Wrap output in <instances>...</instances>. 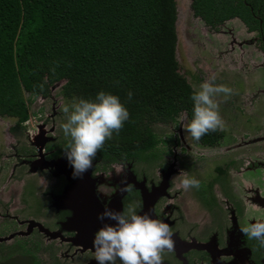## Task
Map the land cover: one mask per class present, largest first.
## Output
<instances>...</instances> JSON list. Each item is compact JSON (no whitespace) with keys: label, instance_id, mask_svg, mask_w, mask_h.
<instances>
[{"label":"trees","instance_id":"trees-1","mask_svg":"<svg viewBox=\"0 0 264 264\" xmlns=\"http://www.w3.org/2000/svg\"><path fill=\"white\" fill-rule=\"evenodd\" d=\"M189 9L210 30L236 19L264 42V0H189ZM175 18V0H0V117L14 120L9 132H24V94L46 98L61 82L64 104L104 91L129 112L95 159L110 164L149 154L158 143L153 125L193 115L196 90L178 73ZM219 137L217 130L196 142ZM69 140L49 148L59 154Z\"/></svg>","mask_w":264,"mask_h":264},{"label":"flooded vegetation","instance_id":"flooded-vegetation-1","mask_svg":"<svg viewBox=\"0 0 264 264\" xmlns=\"http://www.w3.org/2000/svg\"><path fill=\"white\" fill-rule=\"evenodd\" d=\"M247 32L254 34L253 41L264 56L263 39L254 31ZM257 107L256 102L251 114L261 115L262 109ZM256 117L253 119L260 118ZM226 119L225 129L218 130L220 137L210 145L196 142L190 133L183 132L176 117L163 125L168 130L160 135L149 154L110 164L94 159L92 168L77 177L73 186L75 195L67 196L61 207L53 206V199L64 192L70 180L51 166L35 167L38 172L46 171L52 181L37 198L38 212L31 215L38 218L18 221L14 218L19 226L24 225V230L17 229L11 234L22 233L13 238L24 239L0 248V264H13L15 250L27 259L24 264L34 261L43 264L37 260L39 254L48 256L49 264H97L92 248L94 234L104 224L116 223L101 221L98 216L105 207L121 212L130 206L139 214L149 213L171 227L175 249L163 254V264H264V248L241 231L250 223L264 221V130L259 127L256 134L252 132L258 127L252 116L245 118L242 127L239 125L242 122L234 121L235 116ZM231 122L237 124L231 126ZM189 123L186 118V124ZM17 137L14 139L18 140ZM46 137L50 140L42 146L43 160L65 157V151L56 154L57 148H49L56 145V137ZM19 151L26 155L18 156L17 164L27 166L29 172L31 162L38 159L37 150L29 143ZM181 170L201 182L199 190L178 188L176 176ZM128 184L133 189L122 191ZM41 199H46L45 203ZM27 221L39 224L56 237L44 235L37 227L28 230ZM32 232L45 237L48 243L44 245L40 238L30 242L28 236Z\"/></svg>","mask_w":264,"mask_h":264},{"label":"rangeland","instance_id":"rangeland-1","mask_svg":"<svg viewBox=\"0 0 264 264\" xmlns=\"http://www.w3.org/2000/svg\"><path fill=\"white\" fill-rule=\"evenodd\" d=\"M175 8L174 53L178 73L196 91L199 85L212 75H215L217 85L223 84L233 90L232 95L226 101L223 94L216 97L225 125H227L226 116H235L234 121L242 122L239 124L241 127L246 117L252 116V119L256 117L257 114L251 113L257 102V108L262 109V112L256 117L260 116L259 119H253L254 122H258L256 125L258 127L252 132L256 134L259 127L263 131L264 56L258 49V43L253 41L254 34L245 31L243 25L236 19L224 22L216 32L209 31L197 18L192 16L189 0H175ZM59 85L60 82L53 85L46 98H32L24 94L30 115L24 123L25 129L22 136L17 137L18 140H15L8 130L14 120L0 117V237H6L17 229L24 230V225L19 226L14 218L17 221L34 218L35 216L31 214L38 212L37 198H40L44 190L41 178L48 185L52 181L46 171L30 170L28 172L27 166H18L17 163L18 156L26 155L19 149H24L29 146V143L31 144V139L36 135L38 126L45 130L52 129L45 136L56 137L55 143L64 138L61 125L66 122L67 114L62 111L65 104L58 94ZM179 121L183 128L181 130L186 132L187 124L184 113L177 117L178 124ZM234 124L230 123L231 126ZM166 127V125L156 124L152 126V130L159 138L163 132H167L168 127ZM41 200L46 201V199ZM36 218L38 217L34 219ZM44 238L34 232L28 236L30 242L39 239L45 245L48 240ZM18 239L24 238L12 237L4 241L2 245L0 244V248L4 245H13ZM52 244L55 245L56 240ZM59 252L57 255L60 258V253L63 251ZM20 255L21 253L15 250L13 264L26 263L27 259H23ZM48 258L45 254L37 255V260L43 264H49Z\"/></svg>","mask_w":264,"mask_h":264},{"label":"clouds","instance_id":"clouds-1","mask_svg":"<svg viewBox=\"0 0 264 264\" xmlns=\"http://www.w3.org/2000/svg\"><path fill=\"white\" fill-rule=\"evenodd\" d=\"M50 71L55 74V68ZM215 79V75L210 76L190 97L193 115L186 131L195 141L209 132L223 131L226 127L216 97L223 94L226 101L233 90L223 84L217 85ZM40 88L42 91L43 85ZM128 98H132L131 92ZM62 111L67 114V120L61 128L64 135L70 137L65 155L73 168V178H77L92 168L93 160L105 142L111 140L114 133L119 134L129 119V112L118 96L104 91L94 99H74L70 105L65 104ZM176 178H179L178 188L184 191L192 188L199 190L201 187V182L187 171L181 170ZM41 179L46 190V182ZM132 189L133 185L128 184L122 191ZM98 219L116 223L104 224L94 234L92 248L97 264H163V254L175 249L169 224L152 218L149 213L139 214L134 207L121 212L105 207ZM241 231L264 248V221L250 223Z\"/></svg>","mask_w":264,"mask_h":264},{"label":"water","instance_id":"water-1","mask_svg":"<svg viewBox=\"0 0 264 264\" xmlns=\"http://www.w3.org/2000/svg\"><path fill=\"white\" fill-rule=\"evenodd\" d=\"M61 83V82H60ZM52 129L49 130H45L43 129L41 126H38V131L36 133V135H34V137H32L33 139H31V145H33L38 153V159L31 162V168L30 170H34L35 167H38L39 169H41V167H53V169L55 170V172H57V174H63L67 176V180H70V185L67 186V188L64 190V192L59 195V196H55L53 199V203L52 205L55 207H61L64 199L67 196L70 195H75L74 191L75 189L73 188V186L76 185L78 178H73V168L71 167V165L67 162V158L65 157H60L57 160L54 161H44L41 155V150H42V146L44 144V142L46 140H50V138H47L45 135L48 132H51ZM37 163H42L43 165L40 166ZM72 176V178H71ZM74 182V183H73ZM72 220V219H71ZM27 226H28V230H30L31 227H37L39 229L40 232H42L44 235L49 236L50 238L56 237V234L54 233H48L42 226H40L39 224H36L32 221H28L27 222ZM17 235H21L22 233H15ZM15 234H9L6 237H0V242H4L6 240H9L10 238H12Z\"/></svg>","mask_w":264,"mask_h":264}]
</instances>
